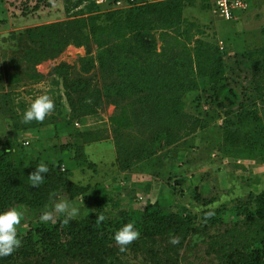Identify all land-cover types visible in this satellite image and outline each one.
Instances as JSON below:
<instances>
[{
	"label": "rangeland",
	"instance_id": "rangeland-1",
	"mask_svg": "<svg viewBox=\"0 0 264 264\" xmlns=\"http://www.w3.org/2000/svg\"><path fill=\"white\" fill-rule=\"evenodd\" d=\"M156 1L162 0H84L78 5V0H0V144L8 147L0 172L6 171L8 161L48 165L61 161V172L95 192L87 191V199L59 194L43 207L30 208L13 200L0 206V211L10 207L25 211L17 226L20 247L0 257V264H215L219 253H207L209 239L205 236L182 241L178 235H160L154 241L130 244L121 252L113 240V229L105 227L97 231V236L110 250L98 259L50 257L22 244L35 227L48 224L49 220L41 219L44 213H49L52 221L64 215L54 208L61 199L80 207V214L74 218L98 209L104 219L116 218L121 210L136 215L153 210L154 216L166 212L198 217L206 208H235L248 199L249 193L254 196L264 190V0H241L243 8L235 10L229 20L214 13V0H181L180 18L199 27V32L190 28L189 41L197 38L216 45L224 76L212 81L203 74H194L196 86L181 97L180 108L197 117L200 126L177 144L125 169L116 164L109 123L116 113L115 105L105 102L94 114L75 116L67 101L70 89L66 83L78 76H94L95 69L86 75L80 69L86 48L69 44L57 57L33 65L23 58L27 49L37 46V25L66 21L77 9L84 16H98L97 23L104 24L108 22L107 13L119 16ZM156 27L148 30L156 51L163 41L174 40L175 36L185 38V30L179 35L167 30L162 40ZM97 50L91 43L93 56ZM62 65L71 68L69 76L64 77ZM31 67L38 77H32ZM131 74V79L138 78L136 69ZM99 76L98 73L96 83L92 77L98 86ZM226 88L235 91L231 101L223 91ZM42 94L52 99L54 110L43 121L24 123V111ZM88 131H96L99 138L83 144L81 134ZM79 145L83 147L81 160L74 152ZM96 193L98 201L94 199ZM238 217L232 214L225 223L210 226L206 233L216 236L227 228L233 229L235 222L243 225ZM257 229L251 227L233 236L243 243L244 237ZM171 237H177L179 242L170 243Z\"/></svg>",
	"mask_w": 264,
	"mask_h": 264
},
{
	"label": "trees",
	"instance_id": "trees-1",
	"mask_svg": "<svg viewBox=\"0 0 264 264\" xmlns=\"http://www.w3.org/2000/svg\"><path fill=\"white\" fill-rule=\"evenodd\" d=\"M82 1L78 0L77 5ZM180 7L181 0L151 2L119 16L116 12L107 13L108 22L104 24L97 23L98 16H84L77 9L66 21L37 25V46L23 54L25 61L33 65L57 57L69 44L86 48L80 69L85 75L95 69L94 76H78L66 83L70 89L67 101L75 116L94 114L105 102L115 105L116 113L109 123L119 169L171 147L197 130L200 120L180 108L181 97L196 86L194 74H203L212 81L223 79L218 48L197 38L189 41L190 28L199 32V27L180 18ZM182 24L185 26L181 30ZM154 27L160 30L162 40L167 30H173L176 35L185 30V38L179 40L175 36L174 40L163 41V46L156 51L155 41L149 39L152 35L148 31ZM91 43L98 49L95 56L90 51ZM62 67L64 77L69 76L71 68ZM133 69L138 71L137 79H131ZM98 73L100 86L93 84ZM32 74L34 78L39 76L34 69ZM223 91L231 101L235 91L232 88ZM81 136L83 144L99 138L96 131L83 132ZM7 152L8 147L0 144V163L6 161ZM74 152L76 158L83 159L82 145L76 146ZM38 164L36 161L28 164L8 161L6 171L0 172V206L13 200L30 208L43 207L59 194L87 199V191L94 192L91 186L78 185L61 172V161L57 165L47 164L49 171L44 182L34 188L27 176ZM97 197V193L94 194L96 201ZM153 212L146 210L136 215L121 210L116 218L101 219L102 212L98 209L67 223L64 215L57 216L46 226L35 227L22 246L50 257L98 259L105 257L110 248L98 238L97 231L110 227L115 233L122 225L133 223L139 232L133 245L144 244L146 239L154 241L160 235H178L182 241L186 237L196 240L205 236L209 239L207 253H219L215 264H264V190L254 196L249 193L248 199L235 208H206L198 217L166 212L154 216ZM232 214L239 216L243 225L235 222L233 229L227 228L216 236L206 233L210 226L225 223ZM251 227L258 229L251 230V236L246 235L243 243L237 242L238 236L233 235H242Z\"/></svg>",
	"mask_w": 264,
	"mask_h": 264
},
{
	"label": "clouds",
	"instance_id": "clouds-1",
	"mask_svg": "<svg viewBox=\"0 0 264 264\" xmlns=\"http://www.w3.org/2000/svg\"><path fill=\"white\" fill-rule=\"evenodd\" d=\"M54 110V102L47 94L37 96L23 113V122L28 123L33 120L40 122L45 119ZM49 171L48 165L40 162L27 177L30 186L39 187L45 179V174ZM57 213H62L65 216V223L80 214V207L73 204L67 199H61L54 205ZM25 211L22 208L10 207L5 211H0V257L12 254L20 247V240L17 236V226L20 224ZM41 219L48 221L52 219L49 213H44ZM103 219V217H101ZM139 236V232L133 223L122 225L113 234V240L119 246V250L124 252L127 246L130 245ZM170 243L176 244L179 242L177 237H171Z\"/></svg>",
	"mask_w": 264,
	"mask_h": 264
},
{
	"label": "built area",
	"instance_id": "built-area-1",
	"mask_svg": "<svg viewBox=\"0 0 264 264\" xmlns=\"http://www.w3.org/2000/svg\"><path fill=\"white\" fill-rule=\"evenodd\" d=\"M243 8L241 0H214V13L225 20L233 17L235 10Z\"/></svg>",
	"mask_w": 264,
	"mask_h": 264
}]
</instances>
